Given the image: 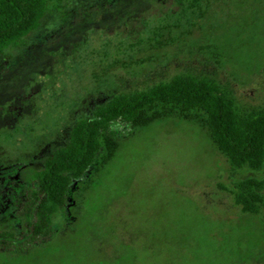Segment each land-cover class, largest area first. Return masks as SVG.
<instances>
[{
  "label": "rangeland",
  "instance_id": "obj_1",
  "mask_svg": "<svg viewBox=\"0 0 264 264\" xmlns=\"http://www.w3.org/2000/svg\"><path fill=\"white\" fill-rule=\"evenodd\" d=\"M187 71L264 104V0L67 1L0 55V173L26 176L114 93ZM110 131L118 150L72 186L55 235L0 246V264H264V215L225 188L264 166L233 173L203 128L177 117ZM0 227L18 231L8 209Z\"/></svg>",
  "mask_w": 264,
  "mask_h": 264
},
{
  "label": "trees",
  "instance_id": "obj_2",
  "mask_svg": "<svg viewBox=\"0 0 264 264\" xmlns=\"http://www.w3.org/2000/svg\"><path fill=\"white\" fill-rule=\"evenodd\" d=\"M67 1L0 0V55L21 46L46 14L62 12ZM165 117L198 123L233 173L263 168L264 104L242 106L216 78L179 72L144 89L114 93L91 114L76 119L68 138L44 153L41 165L26 176H18L16 167L8 175L0 173V211L8 209L18 226V231L0 227V246L26 251L55 235L53 216L65 211L72 186L92 167L102 170L118 150L112 124L141 127ZM225 188L243 213L264 215V175L235 179Z\"/></svg>",
  "mask_w": 264,
  "mask_h": 264
}]
</instances>
